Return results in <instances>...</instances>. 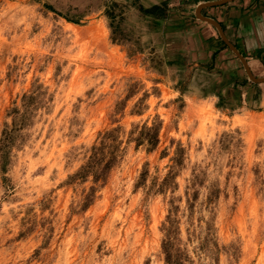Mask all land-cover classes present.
<instances>
[{
  "label": "rangeland",
  "instance_id": "1",
  "mask_svg": "<svg viewBox=\"0 0 264 264\" xmlns=\"http://www.w3.org/2000/svg\"><path fill=\"white\" fill-rule=\"evenodd\" d=\"M150 21L0 0V264H166L168 236L181 264H264V107L204 96L222 76L167 65ZM110 132L106 183L77 177Z\"/></svg>",
  "mask_w": 264,
  "mask_h": 264
},
{
  "label": "trees",
  "instance_id": "2",
  "mask_svg": "<svg viewBox=\"0 0 264 264\" xmlns=\"http://www.w3.org/2000/svg\"><path fill=\"white\" fill-rule=\"evenodd\" d=\"M139 0H134V5L138 6V9L142 13V16L150 18L152 21L149 23V31L155 30V32L160 33L162 39H166L165 44L168 45L166 48V53H171L172 57L165 60L167 65L176 66L180 69H186L188 64L191 62V51L187 48V30L193 23L194 18L188 17L184 14V10L181 7L171 6L168 0H163L161 3L152 4L149 7L140 5ZM178 10L180 14L176 18L171 17V12ZM109 12V9H108ZM72 21V20H69ZM78 24L77 21H72ZM170 35V36H169ZM213 42L209 45L211 48ZM217 49L213 52L211 58L207 62L199 61V65L193 69L197 70V73H208L214 74L215 76L221 75L220 81L217 78L210 80L209 85L202 89L204 96L211 94L216 95L219 98L218 106L224 107L229 103L235 102L240 104V99L242 97L241 88L243 87H256L255 95L253 99L256 101L259 99L261 94L260 85L251 82L247 75H241L238 68H218L217 69V59L220 51L223 49H228L226 43L219 36L217 38ZM167 57V56H166ZM193 73V72H192ZM191 73V74H192ZM182 85L179 90L182 93L187 91V88ZM223 89L226 92L223 93ZM151 131L148 139V143L155 145L158 142V129L157 128H147ZM154 130V132L152 131ZM112 133H106L101 141L100 145H94L92 148V154L88 162L81 167V169L76 174L79 178L86 179L89 175L93 176L94 182L103 181L106 183L108 175L116 163L117 160V145H109L107 139H111ZM142 143V142H141ZM139 143V145L141 144ZM91 196H89L90 198ZM173 242L172 237L168 236L164 243V252L166 254V264H181L179 259L173 254Z\"/></svg>",
  "mask_w": 264,
  "mask_h": 264
},
{
  "label": "crops",
  "instance_id": "3",
  "mask_svg": "<svg viewBox=\"0 0 264 264\" xmlns=\"http://www.w3.org/2000/svg\"><path fill=\"white\" fill-rule=\"evenodd\" d=\"M169 1L170 5L183 8L186 16L194 18L186 34L187 48L191 51L193 65L198 66L199 61H209L213 52L217 49V38L220 35L214 26L199 19L195 14V10L199 4L219 0ZM159 2L160 0H156L152 4ZM202 14L219 22L227 39L245 58L252 73L258 77L264 76V0H234L225 4L206 7L202 10ZM175 15L178 17L179 14ZM175 15H172L173 19L176 18L173 17ZM212 41H214L213 46L209 48V43ZM236 60L241 62L236 53L228 46V49L220 51L216 63L219 68H227L226 61L231 65L235 64ZM239 73L241 74L240 70ZM259 85L261 92L259 99L253 103L248 102V94L253 95L256 90V87L252 86V89L242 92L239 109H251L250 111L256 112L252 110V105L264 107V87L262 84Z\"/></svg>",
  "mask_w": 264,
  "mask_h": 264
},
{
  "label": "water",
  "instance_id": "4",
  "mask_svg": "<svg viewBox=\"0 0 264 264\" xmlns=\"http://www.w3.org/2000/svg\"><path fill=\"white\" fill-rule=\"evenodd\" d=\"M230 1H234V0H219V1H212V2H207V3H202V4H199L198 7L196 8L195 10V14L196 16L203 20V21H206L208 23H210L212 26H214L218 32H219V35L220 37L222 38V40L226 43V45L229 46V48L236 53V55L239 57L243 67H244V70L247 74V77L250 81H252L253 83H257V84H263L264 83V76H261V77H258V76H255L248 63L246 62L245 58L238 52V50L236 49V47L230 43V41L227 39L225 33H224V30L222 28V26L220 25L219 22H217L216 20L212 19V18H208L206 16H204L202 14V10L206 7H210V6H215V5H221V4H225L227 2H230Z\"/></svg>",
  "mask_w": 264,
  "mask_h": 264
}]
</instances>
